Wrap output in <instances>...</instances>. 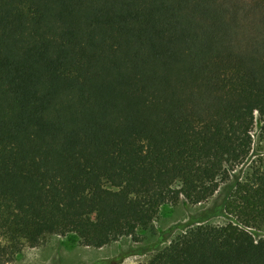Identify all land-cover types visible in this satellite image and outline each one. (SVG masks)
Masks as SVG:
<instances>
[{"label": "trees", "instance_id": "trees-1", "mask_svg": "<svg viewBox=\"0 0 264 264\" xmlns=\"http://www.w3.org/2000/svg\"><path fill=\"white\" fill-rule=\"evenodd\" d=\"M256 121L264 140V0H0V264L135 239L240 166L145 264H264Z\"/></svg>", "mask_w": 264, "mask_h": 264}, {"label": "rangeland", "instance_id": "rangeland-1", "mask_svg": "<svg viewBox=\"0 0 264 264\" xmlns=\"http://www.w3.org/2000/svg\"><path fill=\"white\" fill-rule=\"evenodd\" d=\"M261 126L262 123L256 121L248 163L264 156V140L259 138ZM245 169L246 166H240L230 173V181L222 184L213 198L205 203L192 206L182 200L175 206H162L152 226L147 230L138 229L135 239L122 238L101 249H94L80 246L73 235L53 236L42 246L24 249L10 264H145L156 252L167 247L178 234L191 228L189 224L192 217H199L202 211L224 204L228 192ZM228 222H232V219L224 213V216L211 218L204 224L221 226Z\"/></svg>", "mask_w": 264, "mask_h": 264}]
</instances>
